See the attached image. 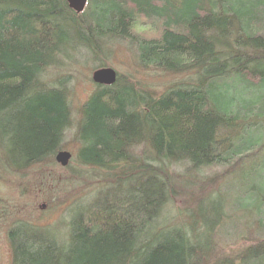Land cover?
<instances>
[{
  "label": "trees",
  "instance_id": "1",
  "mask_svg": "<svg viewBox=\"0 0 264 264\" xmlns=\"http://www.w3.org/2000/svg\"><path fill=\"white\" fill-rule=\"evenodd\" d=\"M121 44L175 79L160 94L97 87L74 120L64 80L46 75ZM71 129L77 165L129 188L75 207L66 237L16 221L11 264H264V0H87L80 15L64 0H0V170L52 164Z\"/></svg>",
  "mask_w": 264,
  "mask_h": 264
},
{
  "label": "rangeland",
  "instance_id": "2",
  "mask_svg": "<svg viewBox=\"0 0 264 264\" xmlns=\"http://www.w3.org/2000/svg\"><path fill=\"white\" fill-rule=\"evenodd\" d=\"M140 23L136 29L137 33L147 37L153 35V32L149 31V25ZM126 48L125 44L115 45L111 56L106 58L97 50H92L93 54L83 51V54H75L70 59L61 61L59 70L50 71L46 75L45 84L48 85H56L57 80H64L63 85L74 120L78 118L79 109L97 89L91 81V76L99 62L92 57L104 62V68L115 71L119 85L130 80L138 89L152 90L155 94H160L175 79L163 78L157 73L144 70L132 56L135 51L131 54ZM64 144L63 150L71 154V160L65 168L52 159V164L48 162L20 175H9L0 170V264H11L7 231L16 221L45 227L51 235L64 234L66 237L67 225L72 219L71 212L75 207L80 205L79 209L88 208L93 203L104 206V198H113L123 187L129 188L128 183L125 186L119 183L118 187L114 183L109 186L99 184L102 175L98 173L99 169L80 168L77 165L76 156L80 148L74 140V130L64 134ZM127 170H131V167ZM76 171H82V178L74 176ZM181 204L188 206L187 201ZM226 236L230 237V233ZM239 236L240 233L235 232L231 237L235 240ZM247 238L249 240V236ZM230 243L232 242H227ZM242 245V242H235L226 245L225 250L220 247L217 258L234 257L237 248Z\"/></svg>",
  "mask_w": 264,
  "mask_h": 264
},
{
  "label": "water",
  "instance_id": "3",
  "mask_svg": "<svg viewBox=\"0 0 264 264\" xmlns=\"http://www.w3.org/2000/svg\"><path fill=\"white\" fill-rule=\"evenodd\" d=\"M67 4V7L75 15H80L84 12L87 0H64ZM116 73L112 69H98L93 72L91 76V81L97 86L109 87L115 84L116 82ZM71 160V154L67 151H58L54 156V161L56 164L65 168L68 166L69 161Z\"/></svg>",
  "mask_w": 264,
  "mask_h": 264
},
{
  "label": "bare ground",
  "instance_id": "4",
  "mask_svg": "<svg viewBox=\"0 0 264 264\" xmlns=\"http://www.w3.org/2000/svg\"><path fill=\"white\" fill-rule=\"evenodd\" d=\"M97 86V85H96ZM113 86V85H112ZM97 87H105V86H97ZM109 87H111V86H109ZM108 88V87H107Z\"/></svg>",
  "mask_w": 264,
  "mask_h": 264
}]
</instances>
